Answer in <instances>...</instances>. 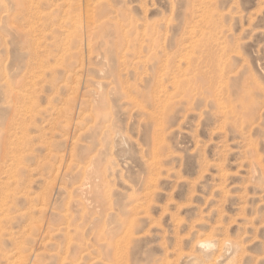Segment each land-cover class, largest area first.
Returning <instances> with one entry per match:
<instances>
[{"label":"rangeland","instance_id":"1","mask_svg":"<svg viewBox=\"0 0 264 264\" xmlns=\"http://www.w3.org/2000/svg\"><path fill=\"white\" fill-rule=\"evenodd\" d=\"M0 264H264V0H0Z\"/></svg>","mask_w":264,"mask_h":264},{"label":"bare ground","instance_id":"2","mask_svg":"<svg viewBox=\"0 0 264 264\" xmlns=\"http://www.w3.org/2000/svg\"><path fill=\"white\" fill-rule=\"evenodd\" d=\"M90 14H91V12L90 13H88V18L90 17ZM90 20H91V18H90ZM93 24V23H92ZM107 25V24H106ZM116 26V25H115ZM87 27V26H86ZM104 27V26H103ZM155 32V31H154ZM88 37V36H87ZM193 89V88H192ZM191 90V89H190ZM97 94V93H96ZM88 163H90V162H88ZM87 164V163H86ZM85 164V165H86ZM91 164V163H90ZM86 167V166H85ZM106 169V168H105ZM107 170V169H106ZM89 171H90V169H89ZM93 171V170H92ZM84 172V171H83ZM105 172V171H104ZM86 179V178H85ZM104 180H105V178H104ZM89 183V182H88ZM87 183V184H88ZM107 184V183H106ZM98 186V185H97ZM81 188V187H80ZM81 190V189H80ZM92 191V190H91ZM93 193H95V192H93ZM102 201V200H101ZM126 236V235H125ZM131 236V235H130ZM129 236V237H130ZM206 241H207V239H205ZM205 240L203 241V242H205ZM213 243V242H212ZM219 243V242H218ZM205 244H206V246H211V242H210V240H208L207 242H205ZM202 245H203V243H202ZM215 245H213V247H214ZM224 247V246H223ZM212 249V248H211ZM228 249V248H227ZM117 257V256H116Z\"/></svg>","mask_w":264,"mask_h":264}]
</instances>
